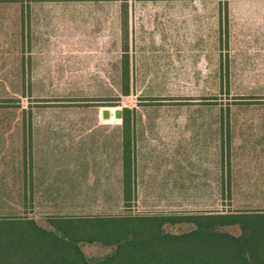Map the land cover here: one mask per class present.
Here are the masks:
<instances>
[{"label": "rangeland", "instance_id": "obj_1", "mask_svg": "<svg viewBox=\"0 0 264 264\" xmlns=\"http://www.w3.org/2000/svg\"><path fill=\"white\" fill-rule=\"evenodd\" d=\"M124 53L129 95L121 89ZM117 108L137 109V195L129 206L121 199ZM214 112L231 113L224 121L233 134L231 148L219 147L217 157L204 145L195 150L202 146L192 141L203 134L191 124L202 121L197 114ZM178 114L175 120L188 124V141L181 152L170 145L169 155L166 134L174 120L168 116ZM178 157L202 159L187 166L184 178L185 187L198 188L210 179L205 158H218L219 189L213 182L212 192H171L166 165ZM178 194L189 198H170ZM259 208L264 0H0V214L47 225L51 214Z\"/></svg>", "mask_w": 264, "mask_h": 264}, {"label": "trees", "instance_id": "obj_2", "mask_svg": "<svg viewBox=\"0 0 264 264\" xmlns=\"http://www.w3.org/2000/svg\"><path fill=\"white\" fill-rule=\"evenodd\" d=\"M129 59L124 53V95H129L132 88ZM219 89L222 91L223 86ZM136 115V108L123 110L121 199L125 206L137 195L132 141ZM27 200L24 196L25 205ZM30 202L33 204V196ZM46 221L44 225L34 216L0 214V264H264L261 208L166 214H51ZM86 245H100L110 251L88 255Z\"/></svg>", "mask_w": 264, "mask_h": 264}, {"label": "crops", "instance_id": "obj_3", "mask_svg": "<svg viewBox=\"0 0 264 264\" xmlns=\"http://www.w3.org/2000/svg\"><path fill=\"white\" fill-rule=\"evenodd\" d=\"M225 113H219V112H214L211 114H208L209 116H207V114L205 116H203V113H198L190 115V117L192 119H195V117L197 116L198 119H201L202 121H198V122H193L191 123L193 130L195 131H201L203 132V134L200 135L199 138H197L196 134L194 135V141L195 144L199 143L202 148H195V150H203V145L205 146V148L207 149V151L211 152V156H212V152L215 151L216 152V157L218 155V151H219V147L220 148H225L227 147V149L229 150L231 148V145L233 143V137H231V135L229 133V129H231V125L229 123V118L231 113H227V115H229V117H226L224 115ZM181 114H178V116H168V119H172L174 121H172L170 123L169 121V133L166 134V143L169 145L168 147V151H172L173 149L170 148V145H176L175 149H177L179 152L183 151L186 149V142L187 140V136L183 133L185 131V129L187 128L186 122H181V121H176L175 119H181ZM196 115V116H195ZM102 116H103V111H102ZM111 116V115H110ZM105 119V118H104ZM109 119V118H108ZM206 119V120H204ZM224 119H228L227 122L224 121ZM120 121L123 122V118L122 119H118ZM204 120V121H203ZM122 122H118L116 125V127L119 128V150H120V157H119V166H120V183H121V178H122V146H123V129H122ZM232 124V123H231ZM233 125V124H232ZM227 126V127H226ZM184 130V131H183ZM228 131V134L225 135V131ZM177 131V133L175 132ZM206 132V133H205ZM138 129L136 128V126H134V133H133V144L135 146L136 149V144L138 143ZM209 133V135H207ZM196 136V137H195ZM191 141V140H190ZM176 143V144H175ZM227 145V146H226ZM171 153H169V155H171ZM181 154V153H180ZM179 154V156H181ZM206 160V164L205 165H210V179L205 180L204 184L201 185L199 188L196 186H193V184L191 185H187L185 187V183L186 181L184 180L185 176L188 174V170L186 169L188 165H197L200 166L203 162L202 159L201 160H193V161H187L186 158H174V159H170L168 160V163L166 165V177L167 180L169 181V184H172L170 186L171 188V192L174 191H198V190H202L205 189V191H213V182L216 183V186L214 187V190H218L219 189V160L218 158H205ZM229 161V160H228ZM116 162V159L115 161ZM202 162V163H201ZM230 163V164H229ZM227 165L233 166L232 162H227ZM204 166V165H203ZM214 168V169H213ZM136 169H137V160H136ZM209 170V169H208ZM213 172V173H212ZM191 174H195L197 176L198 173L195 171L194 172H190ZM213 174H215V178L213 179ZM220 174L223 175L222 172H220ZM205 175V174H204ZM221 175V176H222ZM136 177H137V170H136ZM228 177H229V173H228ZM137 179V178H136ZM221 181L224 182L225 178L224 176L221 177ZM228 181V180H227ZM137 182V180H136ZM230 182V181H229ZM228 182V183H229ZM224 184V183H222ZM204 186V187H203ZM230 189V186L228 187V190ZM217 196V195H216ZM200 197V196H199ZM170 198H189V196H185V195H179L177 197L175 196H170ZM207 198H214L212 195H210ZM217 198V197H216Z\"/></svg>", "mask_w": 264, "mask_h": 264}, {"label": "water", "instance_id": "obj_4", "mask_svg": "<svg viewBox=\"0 0 264 264\" xmlns=\"http://www.w3.org/2000/svg\"><path fill=\"white\" fill-rule=\"evenodd\" d=\"M110 115H111L110 110H108V109L103 110V118L108 119V118H110ZM115 117L117 119L123 118V110L121 108H117L115 110Z\"/></svg>", "mask_w": 264, "mask_h": 264}]
</instances>
